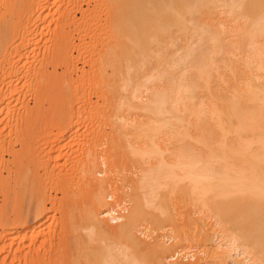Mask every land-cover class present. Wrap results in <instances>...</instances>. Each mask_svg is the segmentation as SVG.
<instances>
[{"label":"bare ground","instance_id":"1","mask_svg":"<svg viewBox=\"0 0 264 264\" xmlns=\"http://www.w3.org/2000/svg\"><path fill=\"white\" fill-rule=\"evenodd\" d=\"M44 1L50 4L48 3L50 2L49 0H0V7H2V11H0V85L4 86L8 84V86H11V82L13 83V75L15 78H18L16 80H20V74L26 71L24 68V62L26 61L27 63L28 60L26 52L29 51L32 45L35 47L37 44L36 42L40 41H37V27L42 23L43 17L48 16L47 12L49 9L54 5L56 8V5L60 2V0H53L51 2L52 5L49 6ZM78 1L80 2L81 0ZM85 1L87 2L88 0ZM18 2L21 4V6L17 4L20 7L17 5L15 6ZM70 2L71 1L63 3L64 6L66 5L65 7L60 5L61 9H64L63 11H60V9H54V11L63 12L65 14L64 18L74 15V9L77 11V6L80 4L74 5L76 0L75 2L72 1V4ZM87 3H89V1ZM97 4L94 3L96 6L94 7L92 5L91 7L92 12L94 11L93 14L96 13L95 16L98 15V17L107 15L105 16V21L107 17L111 20V22L108 21L110 22L109 24L106 22L107 24L103 26L101 23V25L96 23V26L99 25V31L94 27L98 31V34L102 33L101 37L104 35L103 38H105L106 42L103 49L101 48L100 56L97 53L98 57H94V59H96V61L98 59L99 62V65L96 64L100 70L98 71V69L95 68L98 71V75L96 73L97 71L94 70L97 77L99 76L102 78L101 80L103 83L104 80H106L104 84H106L107 81L113 82L115 80L113 83H115L116 86H113L114 90L111 89L113 92H115L116 89V91H118V87L120 88L121 86L124 88L123 90L127 91V87L125 86L126 83L122 85L123 83L121 81H130L131 84L134 80L131 76H135L137 79L145 78L143 79L145 81H149L152 76L153 79L156 77V79L160 78V80L163 78L165 79L163 80L165 82L161 85H155V87L147 90L149 94L146 96L145 100H137L140 96V94L137 93L138 89H136L137 91L134 90L135 94H132V88L134 87H131L133 84L129 86V83L127 86L132 89V91H130L131 97L129 96L131 99L120 100V98L118 101L117 98H115L116 101H118L117 105L115 104L116 109L122 110V108L126 107V109L123 110L129 109L127 112H132V109H136L138 112L143 111L144 113H139L142 115V119L140 120H138L140 115L137 114L139 116L138 119H135L134 125L133 122L130 125L131 122L128 124V122H124L125 120H120V118L119 125L116 124L121 131L124 128L127 133L124 136L126 139H122L127 141V143H125L129 155L132 154L133 157L140 156L147 158L164 157L159 148L160 146L155 142V137L160 131L167 130L168 134L164 135L167 136L165 139H171V143L168 145L169 147L167 146V149L169 148L170 150L168 154L169 157H179L178 160H182L183 157V159H186L185 157H187V162L195 157L202 156H208L211 159L216 158L217 160L220 159V161L227 160L228 162V159H230V161L232 160V162L235 161V163L231 164L230 162L226 164L225 161V164H223L219 161L220 163L218 164L222 163L223 165H221L218 170H216V168H210L212 166L211 164V166L207 163L201 164L199 161V164L195 163L194 161L196 158L194 161L192 160L193 162H184L186 164L182 162L166 163L160 161L156 166L148 167L149 169H146L145 174L142 172V179L139 178L140 183L141 180L143 183V185L140 184L141 192L143 191L142 187H144V196L149 192V197L153 198L156 197L157 193L160 195L161 188H166L168 190L172 188V190H170L173 192L177 184V179L181 177L179 182L182 179L186 181L187 193L191 199L195 203H198L199 207L201 205L202 211L207 210L206 212L209 211V213L211 211L212 214L216 215H214L216 219L218 216L219 219H217V221L220 220V217H222V221V219L226 217L225 214L227 212V215L233 211L236 212H234L235 214H239L241 212L239 206L244 205V202L248 200V204L244 206L246 207L247 217L252 226L249 235L253 238L252 242L254 243L253 245L256 244L255 247L247 245L245 241L239 242L241 237L236 232L237 230L234 231L227 228L230 232H228V236H225L228 238L226 239L225 236L222 237L225 240L223 239V243L220 242L221 244H219L218 248H221L222 251L225 250L223 253L227 255L226 257H230L229 259H231V257H238L239 260H241L240 256H244L242 258L244 263L259 264L261 261L258 260L256 255L257 247H261L260 252L264 259V0H101L97 2ZM15 7H19L20 9ZM78 7L80 9V11L78 10L79 12H81V9L82 11L84 10L82 6L81 8L80 6ZM89 8L90 7H87V9ZM87 9V13L86 11H83L84 13L82 12L83 17H86L89 13ZM14 10L17 16L15 18L18 22L20 21L19 23L22 25H19L17 21L16 23L11 19V17L13 18V16H15L12 15ZM18 10H20L21 13H19V15L21 14V16H18ZM51 12L52 10H50V13ZM45 14L46 16H44ZM57 14L59 15L60 13ZM93 14L90 12V15ZM59 16L61 19L62 16ZM18 17L22 18L18 19ZM216 18L218 21H215ZM68 19L70 20L71 17ZM221 19H226L233 23L227 25L225 22H222ZM22 20L24 23L30 22V24H32L34 22V24H32V26L28 25L27 28V26L21 23L23 22ZM14 22L21 27H16L17 25ZM70 23L71 22H69V24ZM25 25H27V23H25ZM60 33V36L57 34L59 37L52 40L56 53L52 50L55 55L53 58L49 59L50 63H53L56 59L57 62L63 58L65 61V57L67 59L66 63L69 59H72L67 54V48H69L70 51L71 46L74 47L73 40H69V36L66 37L63 32L60 31ZM97 33L95 32L94 35L96 39L100 36H97ZM28 35L34 36V38H31L34 39L35 44L28 41ZM16 37H19V43L17 42L18 40L15 39ZM101 37L100 39L102 41ZM15 40L18 44H14ZM101 45L103 44L101 43ZM238 45H244L245 49H248L247 58H244L245 56L243 57V54L241 55V52H238L232 56L237 58V64L233 63L229 65L227 62L229 50L237 52L236 46ZM17 46L18 48L20 47V50ZM134 46L135 50L133 48ZM120 58L121 62L119 61V63H122L123 59H125L123 61H126L125 71L121 70V67H123L122 64L120 65L121 67L115 64ZM71 61L69 60L70 63ZM60 62H63V60ZM146 64L148 68L151 67L150 64L156 65L155 75L153 74V71L155 72L153 69L154 67L151 68V71L149 70L152 72L151 74L148 68H146V71L149 72L146 74L151 75L149 79L147 77L148 75L146 76V74H144L146 71L143 70ZM108 66H112L113 68L115 66L116 68H112L111 73H107L106 67ZM8 68H10V70ZM67 70L69 72V69ZM11 72H13L11 75L12 78H10L11 76L9 75ZM156 74L158 76H156ZM98 80L101 81L100 79ZM118 80H121V86ZM138 83L137 87L139 86ZM221 84H224V86H221ZM1 87L0 108H2V100L5 96L4 94L2 97L3 91ZM137 87L135 86V88ZM105 90L107 89L105 88L103 92H106ZM221 90H225L227 94H225L226 92H221ZM113 92L109 93L113 94ZM122 92L125 93L124 91ZM10 93L7 94L10 96ZM118 94L119 93L116 92L115 95ZM110 99L108 100L109 102L115 100L114 98H112V100ZM111 102L109 105H112V108L110 106L111 109H109L111 112H114L115 108L113 109V103L116 102L114 101L112 104ZM4 109L3 107L2 110ZM144 116L147 118L146 120H144ZM127 125L129 128H127ZM179 127L183 129L180 131ZM131 128L134 131L130 130ZM131 131L134 132L137 137L145 135L143 141H146L145 138H147L148 141L146 145L139 146L137 144V140L139 139L136 140L137 137H134L135 135L133 136L132 134L134 133ZM178 133L179 136L182 137V139L180 138L182 142V145H180L181 148H179L180 146L178 148L176 146L178 144L176 140L180 141L177 137ZM128 134L132 135L131 138H135L134 140L136 141L133 143L130 142L131 140L128 141L131 139L128 138L127 140L126 136ZM130 135L128 136L130 137ZM142 138L140 139L142 140ZM114 146L115 144L113 147ZM124 146L120 149H125ZM123 152L124 150L122 153ZM125 154L123 153L126 157ZM26 158L27 157H24V159ZM12 159V162L9 163L0 158V199L2 198L0 202L3 203L2 205L6 206L8 204L9 206L10 201L14 200L15 204L13 205H15L14 207L18 211V209L23 207L27 192V188L25 187L27 179V171L25 170H27V166L24 164L25 161L23 162V157H12ZM29 159L26 161L28 162ZM84 164L85 167L83 166L84 170L82 172L84 175L83 179L87 183V186L93 191V196L90 199L91 207L88 206L89 208L86 209L84 214V221L88 225L87 228L85 224L86 229L85 227L84 229L89 230H87L88 233L86 232L85 239L81 240L80 238L81 243L75 238L70 239L72 241L68 243L66 242L67 246L64 245V247L69 249V251L67 250L69 253H65L66 256L64 255L62 258H64V261H67L68 264H144L143 260L145 259V253L139 257L140 259L137 258V249L139 250L141 244L133 231L134 228L127 227L124 224L111 227L99 219L104 217L108 222L117 224L122 221L124 211L117 205L109 206L104 211L100 210L102 211L100 213H97L99 211H95L94 207L96 205L97 208L98 205H103L104 197L101 190L102 186L100 184V186H97L93 183L94 173L92 169L95 166L94 158L87 157ZM228 168L230 170H228ZM3 172H6L5 176ZM63 191L66 193L70 192V190L68 192L67 190ZM154 191H157V193ZM153 192L155 194H152ZM67 195H69L68 197L72 196L71 193ZM239 201L240 203L242 201L241 205L238 203ZM16 205L19 207L18 209ZM244 206H242V208ZM2 208L3 211L5 209L7 210L5 207ZM126 210L127 209H125V211ZM38 211L37 213L34 212L36 213L35 222L43 215H41V212H43L42 209H40L41 212L38 213ZM15 213L14 215H16ZM19 214L16 224H24V230L29 226L32 228L31 223L24 222L25 220L22 217L23 213ZM228 218L229 216L224 219L227 221ZM220 224H224V222H220ZM226 225L228 226V224ZM258 232H261L259 239L261 240V244L253 241L257 239L255 236ZM15 233L16 232L12 231V233L8 234V237H13ZM34 235L35 234H33V236ZM108 235L111 236V238H115L116 241L120 239H122V241L126 240L125 243L128 247L125 248V245L123 246L121 244L124 250L123 247L119 248V245L117 247L116 243L111 245L108 243L104 244V237H108ZM23 237H21V240L19 239L17 244L19 246H24L19 247L18 250L15 251L18 253H16L18 255L16 259L18 258L19 260L17 259L16 261L14 259L15 253H12L14 255L13 260L15 262L20 261L18 262L19 264H35L32 263L33 261H31V258L35 256V254L38 256L39 251L42 249L37 247L34 248L33 245L35 244L32 245V240L26 242L28 244L31 243L29 246H26V243L23 241L25 238L23 239ZM29 238L33 239L31 236ZM74 241L76 244L77 242L79 244L76 245L73 243ZM143 246L145 247V245ZM146 247L144 249L148 250V247ZM240 248L243 252L241 250L239 252ZM70 250L72 251L70 252ZM163 251L164 248L161 244L149 251L151 252V260L154 262L151 261L152 264H166L162 260ZM257 253L260 259L261 254L259 252ZM174 254L178 255L179 252L171 254L172 256L170 257H172V260H176V258H173ZM168 260L169 259L166 258L165 261ZM237 260L236 258L234 259L236 263Z\"/></svg>","mask_w":264,"mask_h":264},{"label":"rangeland","instance_id":"2","mask_svg":"<svg viewBox=\"0 0 264 264\" xmlns=\"http://www.w3.org/2000/svg\"><path fill=\"white\" fill-rule=\"evenodd\" d=\"M49 1L50 2L48 3L50 4H47L46 1L44 2L50 6L52 5L51 2L53 0H49ZM68 1H71L70 2L71 4L72 1L75 2V0H62V1L60 0V2L56 5V8L54 5L52 6L51 9H49V11L47 12L48 14L46 13L48 16L43 17L42 23L39 24L40 27L39 26L37 27V34H38L37 41L39 40L40 41L36 42L37 44L35 47L34 45H32L33 47L31 46L29 51H27L28 53L26 52L28 60L27 63L26 61L24 62L25 63L24 68L26 71L20 74L21 78L19 77V79L21 81L16 80L18 78H15L13 75V83L11 82L12 84L11 86L10 85L8 86V84H5L4 85L5 87L3 85H0V87L3 86L1 87L3 91V95L1 94L2 97L4 96V94L6 96L3 97L4 99L2 100V102L4 104L2 103V108H0L1 110L0 111V158L11 163L13 160L12 157H23V159L24 157H27L26 159L23 160V162L25 161L24 164L27 166L26 167L24 165L27 169L25 170L27 171V179L25 183L27 192L25 195L23 207L18 209L19 207L17 205L16 206L19 213H23L22 217L25 220L24 222L25 223L29 222L32 224V228L31 226H29L25 228V230L23 228L24 224H20V223L16 224L17 217L20 214L14 207L15 205H13L15 204L14 200L10 201L9 206L8 204L6 206L2 205L3 203L0 202V207H1L0 264H10V263L13 264L15 262L13 260L14 255H15L14 259L17 261L18 258L16 259V257H18L17 255L18 253L15 251H17L19 247L24 246V245L19 246L17 242H19V239L21 240V237L23 236H25L23 237V239L25 238V240H23L24 243L32 240L31 241L32 245L35 244L33 245L34 248L37 247L42 249L41 251H39L40 254L38 253V256H36L35 254V256L31 258V261H33L32 263L55 264L56 262V264H62L64 262L65 264L66 263L68 264V262L64 261V258H62V256L63 257L64 255L66 256L65 253L67 254L69 253L68 252L69 249H67V247H64V245H66L69 241H72L70 240L72 238L77 239V241L78 240L80 241V238L81 240L85 239L84 237L86 236V232L87 230H89V229L85 230L86 226L88 228V225L84 221V214L86 209L91 207L90 199L93 196L92 193L93 191L91 188L87 186V183L83 179L84 175L82 173L85 167L84 163L87 157H92L95 160V166L92 169L94 173L93 183L96 184L97 186L100 185L102 186L101 190L104 197L103 205L102 204L98 205L99 209L97 208L96 205L94 207L95 211H99L97 213H100L105 209H107L109 206H113V205H117L118 207L120 206L124 211L123 219L120 222L121 224L110 223L104 217L99 219H101L102 222H104L105 224L111 227H117L118 225L124 224L127 227L129 226L134 228L135 230L133 229V231L135 232V235L141 244L139 250L137 249V255H138L137 258L140 259L139 257H141V255L145 253L144 254L145 259L143 260L144 264H152L151 263L152 258L150 257L151 252L149 251H151L152 248L159 246V244H161V246H163L164 248L162 260L166 264H197V263L198 264H249V262L244 263L242 259L244 256L243 257L240 256L241 260H239L238 257H233V258L231 257V259H229L230 257H226L227 255L223 253L225 250L222 251L221 248H218L219 244L223 243L225 240L222 237H224L225 235L228 236L229 234L228 232H230L229 230H234V231L237 230L236 232L241 237L239 242L245 241L247 245L250 246L252 245L255 247L256 244L253 245L254 244L252 242L253 238L249 235L252 226L250 225L249 219L247 217L248 216L247 210L246 207L244 206L245 204L246 205L248 204L247 203L248 200L246 202H244L245 198L243 199L244 201L242 200L245 204L242 205L244 206L243 208L242 206H239L241 208L240 209L241 212L239 214H235L236 212L233 211L232 213L230 212L227 215L228 213L227 212L225 214L226 217H224L227 218L229 216L227 221L224 218L221 221L222 217H220L219 221L222 223L224 222V224H220V222L217 221V219H219L218 216L216 219L214 218L216 215L212 214L211 211L210 213L209 211L206 212L207 210L202 211L201 205L199 207L198 206L199 204L195 203L191 199V197L187 193L188 192L186 187L187 185L185 184L186 181L182 179L181 180L182 182L181 181L179 182V179L181 177L177 179V184L173 192L171 191L172 188H170L171 190L169 189L171 193L168 189L161 188L162 190L160 189V195H158L157 191L156 192L154 191L155 193H157L159 197L156 195V197L153 198V197H149L150 194L149 192L146 193L145 195L147 197L144 196V192H143L144 187H142L143 191L141 192L140 184L143 185V183L142 180L140 183L139 178L142 177L141 176L142 172L144 174L146 173V169L147 170L149 169L148 167L156 166L157 164H159L160 161H164L166 163L182 162L183 164H186L184 162H187V157H185L186 159H183L184 157L183 158L180 157L182 158V160L181 159L178 160L179 157L168 156L170 150L169 148L167 149V146L170 145L171 139L170 140L165 139V137L167 138V136L165 135L168 134L167 130L160 131V133L159 134L157 133L155 137L156 138L155 142L160 146L159 148L161 149L163 154L162 156L164 157L147 158L140 156L133 157L132 154L129 155V151L126 147L127 141H125L126 138L124 137L127 133L123 128L122 129V131L124 132L123 134V132L118 128L117 125H119L121 119H123V121L125 120L124 122H128V124L131 122L130 125L133 122L134 125L135 119L136 118L138 119V116L140 115L139 113L141 114L144 113L143 111L138 112V110L136 109H132L133 110V111L131 110L132 112L130 111L127 112V110L129 109L123 110L126 109V107L122 108V110L121 109L118 110L115 107L120 98H121L120 100L131 99L129 98V96L131 94L130 91H132V89H133L132 94H135L134 90L136 89H138V91L140 90L139 92L136 90L137 93L140 94V96L137 99L138 101L145 100L146 96L149 94L147 90H150L152 87H155V85L157 86L161 85L162 83L165 82L163 81L165 79L164 78L161 79L162 81L160 80V78L156 79L157 77L156 78L154 77L155 79H153V76L150 77L151 75L146 74L152 70L151 69L152 67H154L153 69L155 70V72L153 71V74L155 75L156 73V69H155L156 65L150 64L151 67L148 68L147 67L148 65L146 64L144 67L145 69L143 70L146 71V68H148V71L150 70L149 72L146 71L144 73L146 74V76L148 75L147 76L148 79L149 77L151 78L149 79V81L143 80L145 78L143 79L141 78L142 79L141 80L139 78L138 79L135 78V76L134 77L131 76V78L134 79L133 81L131 80L133 82L131 84L130 81L128 82L125 80L124 82V80L123 81L120 80L123 83L122 84L118 80L120 86L121 84L124 85V83H126L125 86L127 87L126 90L128 92L123 90L124 88H122V86L120 87L121 89L117 86L119 92L116 91L117 87L115 88L116 89L115 92L111 91V89L114 88L113 86H116V84L113 83L115 82V80L113 79L114 80L113 82L107 81L108 83L106 82V84H104L106 80L103 79L104 80L103 83V81L101 80L102 78H100L99 76H98L99 78L97 77L98 71L100 70L97 66L99 62L98 59L97 61L96 59H94V57L95 58L98 57L97 53L100 56L101 54L100 51L103 49L104 44H106L105 38H103L104 35H102L101 37L102 33L100 34L97 33L99 31L98 29L99 25L102 24L103 26L107 24L106 22L108 21L111 22V20H109L108 19L109 17H107L105 21V16L107 15L101 17L99 16L100 17L99 19L98 15L95 16L96 13L93 14L94 11L92 12L91 9L92 5L95 7L96 5H94V3L97 4V2H100L101 0H88L89 3H87L88 1L86 2L85 0L84 1L81 0L80 2L76 0V3L74 4L73 2V4L78 5L79 3L80 5L78 6H80V8L82 6L84 12L86 11L87 7H90L89 9H87L89 13L86 15V17H83L82 9L81 12H79L80 9L77 6L78 9L77 11H75L76 9H74V15L70 16L71 19L69 20L68 18L70 17L66 16L67 17L66 20V17L64 18L65 14L63 12H60L64 10L63 8L61 9L60 5L64 6L63 3L65 2L67 3ZM17 4L20 3L19 2L16 3L15 6ZM19 7H15V8L20 9ZM1 9L2 7H0V11H2ZM54 9L57 10L60 9V11L58 12L55 10L56 11L55 12ZM50 10H52L51 13ZM18 11H17L18 16H21V14L19 15V13H21L20 10ZM90 12L93 15H90ZM15 13L16 12L14 10V13L12 15H15ZM57 13H60L59 15L62 16L63 18V19L61 18L62 20L60 19V16ZM46 14L44 16H46ZM15 17L17 16L15 15L13 16V18L11 17V19L14 20L15 22L16 21L18 22V20ZM21 18L18 17V19ZM72 21H74L75 23ZM215 21H218L217 18ZM221 21L225 22L227 25H231L233 23L227 21L226 19L223 20L221 19ZM69 22L71 23L69 24ZM110 22H108V24ZM21 23H23L24 26H27V28L28 25L32 26V24H34V22L32 24H30V22L29 23L25 22L27 23V25H25L24 21ZM96 23L97 24L99 23V25L96 26L97 25ZM16 25H17L16 27H18L19 25L22 24L19 23V25L18 24ZM60 31L63 32V34L66 35V37L69 36L68 37L70 38L69 40L71 39L73 40L74 47L71 46V50H70L71 52L69 51V48H67L68 53L66 52L70 56V58L72 59L74 58L73 60L69 59L70 61L72 60L71 63L69 62V60L66 63L67 61L66 57H65V61L64 58L62 59L63 62L65 63L60 62L62 60L58 59L59 61L57 62L62 64L57 63L56 62L57 59L53 62L54 64L49 62V59L53 58V56L55 55L54 53H56V50L54 49L55 46L53 45L52 40L61 35ZM95 32L98 34L97 36L100 35L97 38L98 40L94 36ZM57 34H59V36H57ZM29 35H28V41H30L33 44L34 39L32 38H34V36L32 35L29 36ZM100 37L102 38V41ZM15 39L18 40L17 42L19 43L20 41L19 37H16ZM16 40L14 44H18ZM101 43L103 45H101ZM133 48L135 50V46ZM18 49L20 50V47ZM236 49L237 52L229 50L228 61H227L229 65H232L233 63L237 64L236 62L237 58L232 56L234 54H237L238 52H241L240 54L241 55L243 54L242 56L243 57L245 56L244 58H247L246 55L248 54L247 52L248 49H245L244 45L242 46L238 45L236 46ZM52 50L54 51V53ZM123 60L122 63H119V61L121 62V58H120V60H118V62L115 64L119 66L122 64L123 67L120 66L121 70L125 71L126 61ZM124 63H125V67H124ZM115 66L114 68H116ZM95 68L98 69V71ZM112 68H113L112 66L106 67L107 73L108 72L111 73ZM8 69L10 70V68ZM67 69H69V72ZM94 70L97 71L96 72L97 75L94 72ZM151 73L152 72H150V74ZM12 74L13 72H11V74L9 73L10 76ZM156 76L158 75L156 74ZM10 78H12V76ZM98 79H100L101 81H99ZM128 83L129 86L133 84L131 87L134 88L130 89V87L127 86ZM137 83L139 85L138 87L140 86L142 87L138 88ZM109 84H111L112 86ZM135 86L137 88H135ZM221 86H224V84L223 85L221 84ZM105 88L107 89L105 90L107 93L103 92ZM10 90L13 95L10 93ZM122 91H124L127 96ZM109 92H113L114 95ZM116 92L119 94L115 95ZM221 92L224 93L226 91L221 90ZM7 93H10V96ZM225 94H227V92ZM121 95L122 96L125 95L126 97L125 96L122 97ZM112 98L114 99L117 98L118 101H116V99L112 100ZM109 99L112 100V102L114 101L116 102L113 103L114 104L113 109L115 108L114 112L113 111L111 112L110 110L112 108V105H109V103L111 102L108 101ZM35 101H37L38 103ZM106 101H108L109 103ZM3 107L5 108L4 110H2ZM141 116L142 115L139 116L138 120L142 119ZM143 118H145L144 120L147 119L145 116ZM127 128H129L128 125ZM179 129L181 131L183 128L179 127ZM130 130H132V128ZM128 135L126 136L127 140L128 138H131L132 135L134 136L135 133L130 135V137ZM144 136L145 135L140 137H137L136 135L134 136L137 137L136 140L137 139L140 140V141L137 140V144L139 146L146 145L148 140L147 138H145L146 141H143ZM177 137L180 140V141L176 140V142L178 143L176 146L178 148L180 145H182L181 142L182 137L179 136V133L177 134ZM140 138H142V140ZM134 139L135 138L132 137L128 141L131 140L130 142L133 143L136 141ZM114 144L116 147L115 146L113 147ZM123 146L125 148L123 149L124 150L123 153L124 154L126 153L125 154L126 157L122 153L123 150H121ZM179 148H181V146ZM195 158L193 159L190 158V159L194 161ZM28 159L29 161L27 162L26 160ZM215 159L213 158L211 159L208 156H202V157H197L196 158L197 161L195 160L194 162L198 163L199 161L201 164H206V163L208 165L211 164L212 166L210 165L211 166L210 168H214V169L216 168V170H218L221 167V165L225 164V162L226 164L228 162H230V164L235 163V161L232 162V160L230 161V159H228L229 160L228 162L227 160L220 161V159L219 160L217 159L215 160ZM192 160H190L189 162H191ZM219 161L222 162L223 164L222 163L218 164L220 163ZM228 170L230 169L228 168ZM3 173H4L3 175L5 176L6 172ZM63 190L65 191L67 190V192L70 190V192L66 193ZM154 192L152 194H155ZM69 193H71L73 198L72 196L68 197L69 195L67 194ZM238 203L241 205L240 201ZM2 207L7 208V210L4 208L5 210L3 211ZM40 209H42L43 212H41ZM125 209L127 210L125 211ZM37 211L38 213L41 212V215L42 214L43 215L39 217L40 219L38 218V220L35 222L34 219ZM14 213L17 216L14 215ZM2 217L4 218V220ZM226 224H228V226ZM142 227L145 229H143ZM223 227L225 228V230ZM12 231L16 233L14 234L13 237H8V234L12 233ZM144 232L146 233L147 236L143 235ZM33 234L35 235L33 236ZM30 236L33 237V239H30L29 238ZM226 236L225 238L227 239L228 237ZM260 236H261V232L256 233L255 237L257 239L253 241H256L255 243L261 244V240H259ZM104 238H105V240L103 241L104 244L108 243L111 245L113 243L114 244L116 243L117 247L119 245V248L123 247L124 245L125 248L128 247V245L126 246L125 243L126 240L122 241V239H120L117 240L118 241L117 242L115 238L113 237L111 238V236L109 235L108 237H104ZM78 242L77 244H79ZM58 243H60L61 245ZM73 243H75V241ZM30 244L31 243L29 244L26 243V246L27 245L29 246ZM142 244L145 245V247L147 246L149 251L147 249L145 250L144 249L145 247ZM257 248H256L257 250L256 255L258 257V260L261 261L260 263L263 264L264 259L262 258V253L260 252L261 247H257ZM240 250L241 248L239 249V252ZM71 251L72 250H70V252ZM189 251L193 253L192 256L194 255L193 260H182V259L172 260V257H170L172 256L171 254L174 252L187 253ZM241 251L243 252V250ZM257 252L261 254L260 259H259L260 256H258ZM12 253L15 254L13 255ZM166 258H168L169 260L165 261ZM235 258L238 259L237 263L234 261ZM18 262L15 263L19 264Z\"/></svg>","mask_w":264,"mask_h":264},{"label":"built area","instance_id":"3","mask_svg":"<svg viewBox=\"0 0 264 264\" xmlns=\"http://www.w3.org/2000/svg\"><path fill=\"white\" fill-rule=\"evenodd\" d=\"M143 235H146V233L144 232ZM192 254L193 253L191 251L187 252L186 254H184L183 252H180L178 255L174 254L173 258L182 259V260H193L194 259V255L192 256Z\"/></svg>","mask_w":264,"mask_h":264}]
</instances>
